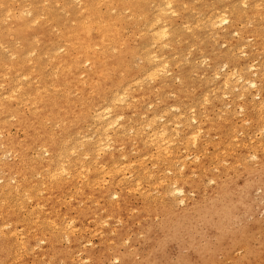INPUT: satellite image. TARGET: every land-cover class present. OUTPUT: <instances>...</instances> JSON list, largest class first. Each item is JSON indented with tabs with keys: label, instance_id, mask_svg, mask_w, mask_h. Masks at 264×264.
Masks as SVG:
<instances>
[{
	"label": "bare ground",
	"instance_id": "obj_1",
	"mask_svg": "<svg viewBox=\"0 0 264 264\" xmlns=\"http://www.w3.org/2000/svg\"><path fill=\"white\" fill-rule=\"evenodd\" d=\"M42 1L0 0V233L8 229L1 234L0 256L7 264L21 262L22 253L39 241L47 243L45 251L52 250L60 236L70 241L61 252L67 260L77 244L75 228L83 227L89 213L88 204L100 201L110 218L118 220L123 210L135 212L124 198L131 194L140 199L135 215L139 221L157 214L164 218L173 210V197L181 198L186 187L194 189L204 180L224 186L211 175L209 165L229 161L230 167H219L225 174L247 157L225 147L237 143L235 132L264 133V0H212L209 5L207 0ZM203 37L211 38L210 48ZM218 42L224 45L221 49ZM197 51L201 59L208 53L204 82L188 77ZM253 59L259 61L249 65ZM217 61L226 68L221 74L214 70ZM178 63L174 75L179 83L163 87L173 78L167 76L171 65ZM210 92L211 112L220 110L204 130L211 137V157L180 173L187 145L171 144L181 141L188 128L196 131L185 137L193 135L191 142L196 143L195 134L208 119L190 123L197 122L198 105L209 113ZM169 93L170 103L165 97ZM214 96L220 107L214 106ZM224 106L238 107L248 128L238 129L234 110ZM11 127L20 131V138L9 134ZM146 158L152 159V169L146 167ZM259 163L264 165L263 154ZM54 201L64 210L57 211ZM80 203L82 208H75ZM229 208L233 213V206ZM242 242L235 243L244 251L240 258L226 243L220 255L227 262L209 255L194 264H264V243L251 251L249 241ZM105 248L104 255L114 243Z\"/></svg>",
	"mask_w": 264,
	"mask_h": 264
},
{
	"label": "rangeland",
	"instance_id": "obj_2",
	"mask_svg": "<svg viewBox=\"0 0 264 264\" xmlns=\"http://www.w3.org/2000/svg\"><path fill=\"white\" fill-rule=\"evenodd\" d=\"M26 1H31V0H26ZM37 1H40L41 3L43 2L42 0H37ZM211 1L212 0H207V5H209V2ZM75 2L76 1L74 0L73 3ZM43 5L45 4L43 3ZM58 8H60V6ZM101 9L102 11H104V6H101ZM59 14L61 15L60 12ZM176 23H179L178 19ZM135 39H138V37H136ZM203 39L205 45L210 48L212 46L211 38L208 39L207 37H203ZM247 41H248L247 43L250 42V40ZM223 46L224 45H221L218 42L217 44L218 49H221ZM198 53L199 51L193 53L192 62H190L189 64L190 73L188 77L194 82H204L207 75L205 72H203V70L206 68L207 64L209 63V59L206 58L208 53L207 52L203 53L204 59H201ZM241 57L242 58L245 57V59H247L245 55L244 57L241 55ZM171 58H174V56H172ZM181 59H183V57L179 58V60ZM258 61H259L258 59H253L252 62L249 63V65H256ZM216 63L217 65L215 66L214 70L215 72L221 74V72H223L226 68L224 69L223 66L221 67L222 64L219 61H217ZM177 67H179V63L171 65V72H169L167 76H170L171 78V76L173 75L172 76L173 78L168 80L166 85H162L163 87L167 86L168 88H173L175 85L179 83V79L176 78L174 75L176 74ZM209 80L211 81L213 80L212 76L211 78H209ZM159 82L160 79L158 80V83ZM253 94H254L253 98L257 100L259 96H257V93L255 92H253ZM211 95L212 92H210L209 94L210 100H209L208 114L202 112V110L205 109L203 105H198L197 109H194L196 114L198 115L197 122L195 124L190 123L191 126L196 125L199 120L204 122V120L208 119V122L202 125L203 130L199 131L198 134H195L198 136L196 143L193 144L191 142L192 139L191 137L193 135L190 136L188 135L185 137V135L192 134L196 131L195 128L193 129L188 128L184 130V133L180 135V139L181 137H183L181 141L174 140L171 144L172 147L176 146L179 143H183L187 145V148L182 151L185 156L188 155L185 158L186 165L178 168L177 171H179L180 173H185L187 168L192 169L193 167H195L200 163H206L209 157H211V137L205 134L204 130L211 125V119L216 118V114L220 112V110L217 111L215 108H213L212 109L213 111L211 112ZM165 97L167 101L170 103L173 99V94L169 93ZM226 100L228 102L229 98L227 96H223V101L226 102ZM213 103L214 106L220 107V103L217 101L216 96H214ZM228 108H230V106H224L223 109L225 110ZM229 110H234L231 115L233 116V122L236 124L237 128L238 127L248 128L249 122L244 121L245 116L238 107L236 108L231 107ZM232 130L235 131V129L233 128ZM9 134L14 135L18 138L21 137L20 131H15L13 127L9 128ZM241 135L242 134L240 132H235L234 137H236L235 139H237V143H233V147H232V143L225 147H227L228 149L231 148L232 152L238 153L240 151L244 155H247V157H245L239 163L236 162L234 164V169L229 170L225 174L220 172L219 167L221 166H226L227 168L230 167L231 163L229 161L218 164V166L212 165L211 167V164L209 165V172L211 173V175L218 177L221 182L220 184H223L224 186L217 185L216 180L215 181L204 180V182L201 183V185H198L194 189L192 187H186L185 190L187 193L185 192V194L181 197L182 199L184 197L183 199L184 201L181 200L180 196H174L172 212L163 214V216H165L166 219L165 217L162 218L159 214H157L156 216H153L154 218L151 217V219L149 220L144 219L143 221H139V219H137L135 215L137 214V212L140 211V206H139L140 199L138 196L131 194L124 196V198L128 199L130 209L134 210L135 212H130L129 210L124 212L123 210V212L121 213L122 217L121 219L119 218L118 220L115 218L113 219L110 218L111 217L110 214L107 211H105V209H103V204L100 201L95 204H88L87 207L89 213L85 218H83V227L81 228L77 227L75 228L74 231L75 232L74 239L77 240V244L76 247L73 248L72 256L67 258V260H64L63 257H61V252L64 249H66L70 241L60 236L59 240L57 239L56 242L53 243L52 250H48L49 247L47 246V243L45 242L43 243L39 241L36 245L31 247L29 253L27 254L22 253L23 257L21 259L22 260L21 262L19 261L20 259H17L13 262V264H119V263L120 264L122 263L123 264H149V263L150 264H188V262L189 264L190 263L194 264L195 259L199 261V257L201 259H205L209 255L213 259L215 258L214 260L218 262H222V261L227 262V260H225L224 257L221 256L222 254L220 255V252H222V249L225 247L224 244L227 243L226 245L230 247L233 246L234 249L232 252L233 256L236 258H240L241 256H243L244 251L243 249H241L242 248L241 245L238 246L236 244L241 243V241H243L242 243L244 242L248 243L249 241L248 245H251L250 250L256 251L259 247L258 245H260V242L264 243V236H263L264 235V197H263L264 165L259 163V155L260 154L264 155V133L257 131L255 132V130L254 131L245 130L243 135L242 136ZM199 144H203V145L199 146ZM252 152L256 153L255 156H253ZM151 160L152 159L150 158H146L144 161L148 169H152ZM245 166H247L248 168L245 169L244 168ZM126 177H128V175ZM218 187L220 189H218ZM245 192H247V195ZM244 195H246V198L244 197ZM242 196L244 197L243 199H241ZM115 198L116 197H113L114 200ZM179 198L182 202L178 200ZM238 200H242V201H238ZM230 201L231 202L234 201L233 205L231 204L233 208L231 205L230 206L228 205V203L229 204L231 203ZM54 203H55L54 207L57 211L64 210V207L62 205L57 204V201H54ZM234 203L239 207L242 206L243 207L239 208L236 205L234 206ZM243 203H246L247 205L246 204L244 205ZM82 206L83 204L80 203L75 208L80 209L82 208ZM224 206L227 207V209H224L223 208ZM215 207L216 210H214ZM229 207H231L232 210L234 209L233 213L232 212L230 213L231 209ZM221 208L225 210L224 213H226L227 210V214L224 215H228L229 218L227 216L224 217ZM120 209H126V207L122 206ZM207 209L208 211H206ZM218 211H220L221 213H219ZM213 212H215L216 214ZM201 213L204 214L201 215ZM217 213L219 214L217 215ZM73 214L74 211L72 210L71 215ZM171 214L172 216L173 214L174 215L176 214L177 216L175 215L174 218H172ZM220 214L222 216H219ZM211 216L213 217V219ZM195 217L198 218L197 219L199 220L198 222H196L197 220L195 219ZM204 217L208 220L207 224L205 222ZM216 217L218 218L219 221L225 220V222H223V224L225 223L224 226L223 224H221L222 222L220 223L218 220H216ZM193 218L195 220H192ZM230 218H232L231 221ZM161 219H163V223ZM174 219L175 221H173ZM214 219L218 221V223ZM210 220L212 221L211 224H209ZM99 221H104L105 223L103 222L101 225H99ZM164 221L165 222L169 221V222L165 223ZM180 221H182L181 224H179ZM194 221L196 223H194ZM76 222H78V220L74 221V223ZM187 222H189V224H187ZM216 223L222 226L217 228V226L220 225L216 226ZM227 223H229L231 226L230 225L228 226ZM202 224L204 225V227ZM184 225L185 227L183 228ZM212 225L214 227H211ZM208 228L209 230H207ZM211 228L212 229L214 228L215 230H212ZM81 230L83 231L80 232ZM228 230L230 231V233L227 232ZM7 231L8 229L5 226L2 232L0 233V239H1V234H5ZM120 231L121 234L116 237V235ZM216 231L218 232L220 231L222 234ZM17 232H20L19 228ZM224 232L227 235V237H225L222 241V238L226 236ZM233 233L236 236L235 235L232 236ZM174 234H175L174 236L175 238L173 237ZM261 235L263 238L261 237ZM180 236L183 237L179 239ZM234 237L236 238V240H234ZM172 239L174 241H172ZM177 239L180 240V243ZM239 239L242 240L238 241ZM246 240L248 241L246 242ZM236 241L238 242L236 243ZM108 242L114 243V248L113 250L106 251V255H104L103 252L107 249L105 248V246L107 247ZM46 246L48 247L47 249L48 251L46 250L47 253L45 251ZM215 248H218V250L220 251L218 250L216 251ZM213 252L215 253L213 254ZM19 253L21 254V251H19ZM216 253H218L217 256ZM184 255L185 256L187 255L188 258L185 257ZM186 258L187 260L188 259L189 260L187 261ZM1 259L5 263L4 261L5 257L3 254H1L0 256V260ZM5 264H7V262Z\"/></svg>",
	"mask_w": 264,
	"mask_h": 264
}]
</instances>
